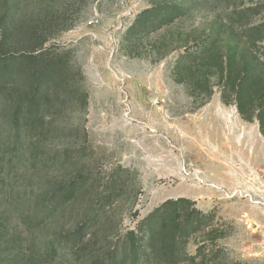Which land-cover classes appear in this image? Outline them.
<instances>
[{"label":"rangeland","instance_id":"1","mask_svg":"<svg viewBox=\"0 0 264 264\" xmlns=\"http://www.w3.org/2000/svg\"><path fill=\"white\" fill-rule=\"evenodd\" d=\"M159 4L183 11L160 27L136 26ZM7 5L18 36L2 51L25 58V28L35 30L34 46L52 33L44 58L56 57L70 74L54 86L51 131L15 136L0 111V257L99 264L167 211L168 200L185 199L200 221L175 264H264V133L256 116L239 112L221 72L227 45L239 60L250 36H264V0H0ZM210 39L215 47L191 59L196 43ZM45 153L62 163L44 167ZM72 180L83 188L64 212L26 221L33 190ZM90 220L77 248L64 239L51 249V239Z\"/></svg>","mask_w":264,"mask_h":264},{"label":"trees","instance_id":"2","mask_svg":"<svg viewBox=\"0 0 264 264\" xmlns=\"http://www.w3.org/2000/svg\"><path fill=\"white\" fill-rule=\"evenodd\" d=\"M11 8L8 5L7 8L4 6L0 8V99L4 104L2 107L0 103V111L7 110L4 115L7 117V121L12 124L15 136L20 135L23 130L29 132L30 135L32 133L39 134L45 128L51 131L54 128L48 123V110L53 106L54 95L57 93L54 92V86L67 83L70 70L66 69V66L56 57L44 58L52 51V49L42 50L44 44L53 37L52 33L45 34L40 43L34 46L31 42L34 39L30 32H35V30L25 28L24 31L31 35L27 37L29 42L26 44L31 47L30 50H25V58H19L15 54L7 55L11 53L10 50L2 51L5 44L11 45V39L18 36L15 33L16 26ZM182 11L177 4L155 5L142 12L141 20L139 19L136 26L142 28L150 23L155 25L154 27H160L165 22L174 20ZM255 30V33L262 32L258 28ZM256 35L249 37L253 43L250 44L252 48L246 47L248 53L243 52L239 60L234 55L236 49H233V46L227 45L224 48L225 60L221 72L222 79H225L227 87L229 86L235 95L239 112L249 120L256 116L261 131L264 133V45L258 46L256 43L264 36ZM2 44H4L3 47ZM215 45L216 39L196 43L198 51H190V58H196L198 53L211 51ZM27 51L30 52L27 54ZM35 51L39 52L35 53ZM9 83L14 84L12 87H8ZM26 86L29 88L25 90ZM83 95L87 96L86 93ZM56 154L54 156L47 153L41 154L40 160L44 163V167L52 163H62V159L58 158ZM69 183V186H59V189L53 187L55 184L44 183L39 186V189L33 190L32 196L37 198L34 203L35 210L32 208L33 212L27 215L26 221L39 225L43 221L42 217H54L64 212L71 200L74 199L72 198L74 194L83 188L79 184L75 187L74 185L77 184L75 180L69 181ZM187 202L188 200L185 199L168 200L163 206V208L168 207L167 211L163 210L160 214H152L139 227V233L130 231L121 242L122 252L114 250L99 264H106L108 261L109 264L177 263V259L182 255L185 247V236L190 233L195 222L200 221L196 216V210H190ZM170 210L173 211L169 215V219L166 215L162 216L163 213H169ZM94 224L91 220L89 224L88 222L79 223L74 233H68L63 238L57 237L56 240L51 239L48 244L55 251L57 244H61L64 239L65 241L73 240V245L77 248V243L85 235L84 229ZM114 252L115 254H113ZM91 263L97 262L92 261ZM0 264H8L6 258L0 257Z\"/></svg>","mask_w":264,"mask_h":264},{"label":"bare ground","instance_id":"3","mask_svg":"<svg viewBox=\"0 0 264 264\" xmlns=\"http://www.w3.org/2000/svg\"><path fill=\"white\" fill-rule=\"evenodd\" d=\"M237 143V142H236Z\"/></svg>","mask_w":264,"mask_h":264}]
</instances>
